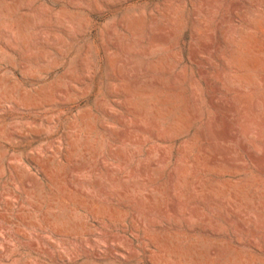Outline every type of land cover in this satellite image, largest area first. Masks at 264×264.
I'll return each instance as SVG.
<instances>
[{
  "label": "rangeland",
  "instance_id": "obj_1",
  "mask_svg": "<svg viewBox=\"0 0 264 264\" xmlns=\"http://www.w3.org/2000/svg\"><path fill=\"white\" fill-rule=\"evenodd\" d=\"M0 264H264V0H0Z\"/></svg>",
  "mask_w": 264,
  "mask_h": 264
},
{
  "label": "bare ground",
  "instance_id": "obj_2",
  "mask_svg": "<svg viewBox=\"0 0 264 264\" xmlns=\"http://www.w3.org/2000/svg\"><path fill=\"white\" fill-rule=\"evenodd\" d=\"M128 131V130H127Z\"/></svg>",
  "mask_w": 264,
  "mask_h": 264
}]
</instances>
